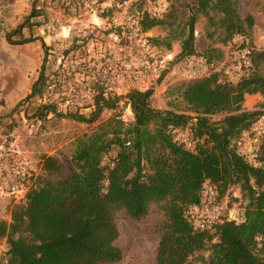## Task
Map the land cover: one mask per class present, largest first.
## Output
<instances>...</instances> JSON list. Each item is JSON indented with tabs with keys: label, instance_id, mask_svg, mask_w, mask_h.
<instances>
[{
	"label": "trees",
	"instance_id": "16d2710c",
	"mask_svg": "<svg viewBox=\"0 0 264 264\" xmlns=\"http://www.w3.org/2000/svg\"><path fill=\"white\" fill-rule=\"evenodd\" d=\"M39 15L33 9L26 21ZM200 15L221 30L223 41L247 35L255 23L251 14L240 13L237 0H196L185 23L180 58L198 53L195 24ZM164 23L149 13L141 20L143 31ZM25 26L21 23L8 32V40L21 44L39 38L25 36ZM13 35L19 39L13 40ZM248 43L250 68L238 81L214 70L176 87L195 114L155 106L153 88L132 89L123 96L107 95L99 88L95 109L88 116L59 112L55 101L37 106V118L54 112L93 123L105 108L114 109L126 99L133 119L127 122L121 114H113L77 137L71 155L75 168L65 175L59 158L44 156L42 173L35 176L24 199L11 197L10 217L0 219V238L8 247L5 264L120 261L123 250L117 243V214L123 211L142 220L153 210L162 214L155 228L159 235L155 264H264V139L260 165L249 162L237 147L241 133L263 112L243 107L247 94H264V49ZM203 54L209 62L224 59L223 51L216 48ZM48 79L43 64L26 99L42 96ZM220 113L221 117H214ZM177 129L189 132L193 148L175 139ZM112 151L115 156L106 162ZM43 175L49 180L44 181ZM205 181L216 186L222 202L230 188L239 184L242 216L224 217L212 229H196L186 211L201 201Z\"/></svg>",
	"mask_w": 264,
	"mask_h": 264
},
{
	"label": "rangeland",
	"instance_id": "374dc122",
	"mask_svg": "<svg viewBox=\"0 0 264 264\" xmlns=\"http://www.w3.org/2000/svg\"><path fill=\"white\" fill-rule=\"evenodd\" d=\"M196 0H127L122 8L111 7L92 14L74 12V0H0V141L10 146L17 155L28 159L37 174L42 173L45 155H54L64 165V174L74 170L71 155L75 140L91 132L100 122L113 114L129 122L133 113L122 99L114 109L105 108L96 122L60 117L54 112L44 118L34 116L41 103L55 101L59 112H79L85 115L95 109L94 95L103 88L107 95H126L132 89L153 88V104L195 114L187 108L177 86L203 78L214 70L227 77L242 72L241 61L235 56L241 43L240 35L223 41L221 30H215L207 17L200 15L195 24V44L198 53L189 55L205 59L203 52L216 48L224 59L203 64L199 76L190 78L183 61L178 57L190 5ZM240 13L251 14L254 26L247 42L264 49V0H237ZM41 15L26 18L33 12ZM145 13L165 20L147 31L142 30ZM25 22V36L35 40L11 43L7 33ZM184 31V32H183ZM182 32L184 34H182ZM13 40L19 35H13ZM170 41L171 45H168ZM45 43V45L43 44ZM74 48L69 54L65 51ZM172 56L173 58L169 59ZM168 60L160 64V60ZM45 64L49 75L42 96L26 99L31 85ZM222 76V75H221ZM48 86V84H50ZM175 101L174 105L170 102ZM243 107L264 110V94H247ZM222 114H215L219 118ZM179 135L187 130L177 129ZM116 151L105 157L110 162ZM43 180L49 177L43 175ZM239 198V200H236ZM11 197L0 195V219H9ZM227 213L232 218L243 214L240 185H234L223 198ZM162 214L156 210L142 220L119 212L116 221L120 231L117 239L123 258L113 263L100 264H155L159 235L156 225ZM7 243L0 238V263L7 259Z\"/></svg>",
	"mask_w": 264,
	"mask_h": 264
},
{
	"label": "built area",
	"instance_id": "2783aa9c",
	"mask_svg": "<svg viewBox=\"0 0 264 264\" xmlns=\"http://www.w3.org/2000/svg\"><path fill=\"white\" fill-rule=\"evenodd\" d=\"M127 0H74V12H87L97 14L107 11L111 7L122 8L126 5ZM241 43L235 56L241 61L242 72L230 77L232 81H238L244 72L249 71L251 46L240 35ZM173 58L172 56L169 59ZM197 59L189 56L183 61L188 76L196 78L202 70L203 64L208 60ZM168 60L163 57L160 64ZM226 74L229 70H225ZM175 139L184 142L188 148L194 147V141L191 139L189 132L185 135L175 134ZM264 139V110L252 123L250 128L244 130L237 140L238 151L245 158L255 164L260 165L261 144ZM37 175L32 163L15 153V151L5 142L0 141V195L14 197L16 201L23 200L29 187L32 185ZM187 216L192 225L199 230L212 229L213 226L224 217L232 218L228 215L227 209L223 202L218 198V191L214 184L205 181L201 190V201L191 205L187 211ZM258 240L262 237L258 236Z\"/></svg>",
	"mask_w": 264,
	"mask_h": 264
},
{
	"label": "crops",
	"instance_id": "0c3cea01",
	"mask_svg": "<svg viewBox=\"0 0 264 264\" xmlns=\"http://www.w3.org/2000/svg\"><path fill=\"white\" fill-rule=\"evenodd\" d=\"M11 200H8V202H10Z\"/></svg>",
	"mask_w": 264,
	"mask_h": 264
}]
</instances>
